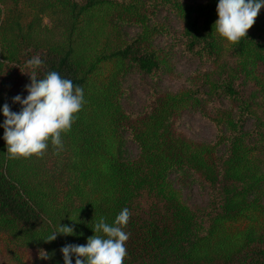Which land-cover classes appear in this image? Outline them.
Returning <instances> with one entry per match:
<instances>
[{"label": "trees", "instance_id": "16d2710c", "mask_svg": "<svg viewBox=\"0 0 264 264\" xmlns=\"http://www.w3.org/2000/svg\"><path fill=\"white\" fill-rule=\"evenodd\" d=\"M216 5L0 0V106L19 111L12 97L27 95L34 56L43 61L38 78L56 71L84 92L59 152L49 142L43 156L9 159L0 128V254L12 264H63L62 245L86 244L93 223L111 224L125 207L123 264H264V85L252 69L264 63V7L232 44L214 30ZM177 53L210 68L177 91L152 88L141 111H128L125 76L133 69L157 82ZM250 81L261 103L247 91ZM225 101L231 107L219 108ZM193 112L215 126L212 141L179 128L181 115ZM127 141L137 146L133 158ZM173 176L204 182L208 205L191 207ZM59 223L76 234L45 242ZM41 248L50 259L39 258Z\"/></svg>", "mask_w": 264, "mask_h": 264}, {"label": "clouds", "instance_id": "9594fccd", "mask_svg": "<svg viewBox=\"0 0 264 264\" xmlns=\"http://www.w3.org/2000/svg\"><path fill=\"white\" fill-rule=\"evenodd\" d=\"M262 7L264 0H217L215 32L229 43H238L247 36ZM42 63L39 56L27 61L31 68L27 71L30 83L24 86L27 95L12 97V103L20 105L19 111L11 110L8 103L0 106V114L4 117L0 128L4 129L2 139L9 159L43 156L49 142L55 151L62 150L61 133L71 128L75 114L84 103L83 89L74 86L71 80L58 72L49 71L43 78H38L36 69ZM129 216L130 211L125 207L111 224L100 217L91 225L94 235L87 238L86 244L66 243L60 247L63 264H123L127 255L125 242L128 240V233L123 229ZM58 234L76 233L73 226L59 223L43 239L51 242L57 239ZM38 256L41 260L50 259L49 253L42 248L38 250Z\"/></svg>", "mask_w": 264, "mask_h": 264}, {"label": "rangeland", "instance_id": "374dc122", "mask_svg": "<svg viewBox=\"0 0 264 264\" xmlns=\"http://www.w3.org/2000/svg\"><path fill=\"white\" fill-rule=\"evenodd\" d=\"M45 23H49L48 18H44ZM170 23L173 28L179 29L180 24L174 18H170ZM128 36H132L136 33V29L133 27L125 28ZM236 60H229L230 63H234ZM209 65L201 63L197 60L190 61L186 57L177 53L173 58V68L169 73H165L161 79L157 82L153 81L148 76L133 71V69L125 76L123 87L125 89L122 102L124 107L130 112L141 111L147 101L149 92L152 88L160 91H177L186 87L191 80L196 81L199 76L208 71ZM254 76H256L264 85V63H259L258 66L252 68ZM211 70V69H210ZM247 91L251 93L253 90L256 92L254 100L261 103L263 100V94L259 91L260 86L254 81H250L246 85ZM221 109L230 108L229 102H222L218 105ZM212 108H208L211 110ZM260 110V109H259ZM252 124V122H251ZM178 126L182 132L192 139L209 142L212 141L217 134L215 126L204 118L201 114L193 112L189 114H182L178 120ZM126 155L133 158L137 152V146L131 141H127L125 144ZM175 185L179 187L183 193L185 201L193 208L203 209L205 208L210 199L208 188L204 185V182L193 178H177L173 176ZM0 264H12L6 255L0 254Z\"/></svg>", "mask_w": 264, "mask_h": 264}]
</instances>
